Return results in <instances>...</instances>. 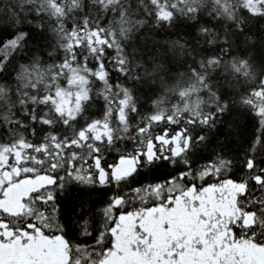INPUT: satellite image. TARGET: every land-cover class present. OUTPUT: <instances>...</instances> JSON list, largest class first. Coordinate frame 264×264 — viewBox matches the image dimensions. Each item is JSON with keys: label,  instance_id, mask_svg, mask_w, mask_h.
Masks as SVG:
<instances>
[{"label": "trees", "instance_id": "16d2710c", "mask_svg": "<svg viewBox=\"0 0 264 264\" xmlns=\"http://www.w3.org/2000/svg\"><path fill=\"white\" fill-rule=\"evenodd\" d=\"M74 72L85 95L66 118L51 98ZM263 81L264 10L242 0H0V151L6 170L52 180L20 219L48 221L86 261L107 242L112 198L192 173L246 182L251 205L259 194L264 240ZM104 119L110 138L80 143ZM125 157L129 177L97 180L95 159L109 170Z\"/></svg>", "mask_w": 264, "mask_h": 264}, {"label": "flooded vegetation", "instance_id": "af4514ba", "mask_svg": "<svg viewBox=\"0 0 264 264\" xmlns=\"http://www.w3.org/2000/svg\"><path fill=\"white\" fill-rule=\"evenodd\" d=\"M95 162L97 180L115 184L133 173L137 158H120L118 164L108 165L109 170L97 159ZM86 175L89 179L90 173ZM204 177L211 178L207 174ZM44 178L48 181L41 185ZM254 178L259 181L258 176ZM51 182L45 175L40 177L37 183L41 186L31 190L21 206H12V201L5 205L0 202L3 213L13 219L8 222L0 218V264H133L131 256H125L122 249L127 244L140 253L144 264H264V240L260 238L262 206L259 194L254 205L250 204L244 181L226 178L198 182L192 173H178L154 186L146 184L141 190H128L127 200L112 198L106 212L109 221L106 233L100 232L97 239L99 242L104 235L107 242L86 261L84 248L78 246L76 250L74 243L51 228L48 221L32 216L29 220L20 219L24 211L21 213L19 209L27 208L29 196L51 186ZM223 185L234 190L231 202L218 195L206 200L209 195L206 193L214 194L211 189L218 192ZM134 192L138 198L133 197ZM203 195H207L206 203L198 204ZM213 197H217L220 207L213 209ZM120 216H130V234L124 237L123 245L117 246L120 239L115 235L120 228L117 224Z\"/></svg>", "mask_w": 264, "mask_h": 264}, {"label": "rangeland", "instance_id": "374dc122", "mask_svg": "<svg viewBox=\"0 0 264 264\" xmlns=\"http://www.w3.org/2000/svg\"><path fill=\"white\" fill-rule=\"evenodd\" d=\"M245 6H247L250 10L256 12L260 10H264V0H242ZM97 76L100 77L101 73H97ZM84 75L72 73L69 77L67 86L64 89L58 90L55 92V95L51 98L52 103L55 107V110L60 115H63L66 118L73 117L75 113L79 109V104L81 100L84 98ZM255 100L253 102V109L256 115L262 119L264 116V81L262 85V89L255 93ZM118 119L120 121L123 120V114L119 112ZM111 127L108 125L107 121L104 120H96L90 124H88L83 130H81L78 134L80 143H84L86 140H94L101 141L103 139H109L111 135ZM161 139H159L160 141ZM167 143V142H166ZM172 150L174 154H179L180 146L179 140L176 138L173 141ZM149 153L152 151V148L149 147L147 150ZM19 152V151H18ZM16 162H20L21 159L19 157L15 158ZM128 161L127 164H129ZM7 168V156L4 154V151H0V202L1 204H9L12 201V206L22 205L23 199L28 196L31 190L38 189L41 185H44L48 178H44L42 180L41 185L37 183V180L43 175H37L35 178L30 175H22L25 172H29V168H21L13 166L10 170H6ZM8 169V168H7ZM79 169L76 170V175L78 176ZM116 172V171H115ZM119 172V170H117ZM50 181V180H49ZM33 185V186H32ZM216 192V188H212L211 191H214V194L206 193V196H202L199 198V203H206V200L209 201L212 196H220L224 198L225 202H231V199L234 197V190L228 185H223ZM231 191H230V190ZM219 193V194H218ZM223 195L228 196L225 197ZM217 197H213L211 205L213 209L215 207H220V204L216 200ZM191 201V199H189ZM192 202V201H191ZM201 207L195 209V211H199ZM19 212L26 211V208L23 206L19 209ZM194 211V210H193ZM14 213H18L17 211H12ZM206 214V213H204ZM129 218L130 216H120L117 220V224L120 225L119 230L116 232V238L120 239V242L117 243V246L123 245L121 242H124V237L130 234L129 230ZM130 236V235H129ZM132 240V239H131ZM130 245V244H129ZM123 252L125 256H131V262L133 264H144L143 257L135 248H129L128 244L124 247L122 246ZM248 253H251V250H247ZM122 259L118 260L120 262Z\"/></svg>", "mask_w": 264, "mask_h": 264}]
</instances>
